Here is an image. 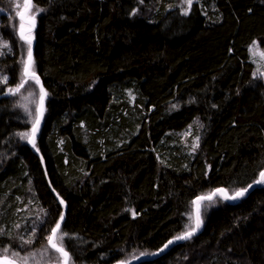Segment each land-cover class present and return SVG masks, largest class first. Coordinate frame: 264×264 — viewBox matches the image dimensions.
I'll return each mask as SVG.
<instances>
[{"label":"trees","instance_id":"obj_1","mask_svg":"<svg viewBox=\"0 0 264 264\" xmlns=\"http://www.w3.org/2000/svg\"><path fill=\"white\" fill-rule=\"evenodd\" d=\"M33 6L32 70L46 91L40 156L20 135L30 122L8 92L20 81L18 53H8L0 58V257L7 248L59 254L48 244L62 216L53 191L66 204L56 237L68 264H113L191 230L196 196L258 179L264 77L250 49H264V0ZM214 200L199 234L134 264H264V186L233 204Z\"/></svg>","mask_w":264,"mask_h":264},{"label":"rangeland","instance_id":"obj_2","mask_svg":"<svg viewBox=\"0 0 264 264\" xmlns=\"http://www.w3.org/2000/svg\"><path fill=\"white\" fill-rule=\"evenodd\" d=\"M25 6V0H0V58L8 53L17 52L19 59V71L20 81L13 90L18 89L15 92L18 98L19 107L23 116L30 122V127L24 132L25 142L28 141L31 128L38 116V109L40 107L41 93L39 87L34 78L24 76V66L28 55L29 43L21 41L18 37V31L21 27L27 25L18 18L19 12ZM28 16L36 19L37 11H34V6ZM9 32H12L15 36L14 40L8 39ZM29 36H33L30 33ZM7 45L5 47L4 45ZM250 60L255 65L258 73L264 77V49L260 47L258 43H255L251 47ZM0 66V78L5 81L7 77L1 72ZM22 80L24 81L23 86L21 85ZM8 90V89H7ZM9 92V90H8ZM12 94V93H11ZM27 109V110H25ZM217 202H204L200 206L201 218L205 221V214L211 210L212 207L216 206ZM41 215H38L40 219ZM56 243L59 245L60 240L56 237ZM9 249L7 248V251ZM5 252L1 255L5 259L13 261L17 264H62L63 259L59 254H55L48 246L36 252H26L25 250H14L13 252ZM149 256V255H144ZM26 258V259H25Z\"/></svg>","mask_w":264,"mask_h":264},{"label":"water","instance_id":"obj_3","mask_svg":"<svg viewBox=\"0 0 264 264\" xmlns=\"http://www.w3.org/2000/svg\"><path fill=\"white\" fill-rule=\"evenodd\" d=\"M32 4H33V0H30L29 5L26 6V4H25V6L22 8V10L18 14V18L27 25L26 27H21L19 29L18 35L21 38V33L23 32V35L26 37V39L23 40V41H25L27 43H29V41H30V44H31L30 68L28 70V73L25 74V66H24L23 74H24V76L34 78L37 81V84H38V87H39V90H40V93H41V100H40V107L38 109V116H37V118H36V120L34 122V124H35L37 119H38L39 120V125H38V128L36 129L35 132H33V126H32L31 133H30V136H29V139H28L29 147L37 155L40 156V153L38 152V150L35 148L34 145H35L36 137L39 134V131H40V128H41V125H42V122H43V118H44V115H45V110H46V106H45L46 91H45V88L43 87V84H42V81H41L40 77L38 76V74L36 72H34L32 70L33 50H34V46H35V39H34L33 36H29V34L32 33L34 31L35 27H36V20L34 18H31V17L28 16V13L30 12ZM27 63H29V55H27L25 64H27ZM41 89H43V92L41 91ZM259 179H260V174H259V177H258L257 180H259ZM249 185H252V187L249 188ZM249 185H247L245 188H242V189H247L245 194L243 196H241V197L236 198V199H226L225 196L226 195L227 196H233L236 192L240 191L241 189L235 191L234 193H229L225 188L219 187V188L214 189L213 191H211L207 195H198V196H196L194 198V200H193V202L195 201V203H193L194 226H193V228L191 230L183 233L182 235H185L187 233H191V236H190V238H191V237L199 234L200 231L202 230L203 223H202V219H201V216H200V206H201L202 202L211 201L212 199H214L217 196L220 199H222L224 201H227L230 204H233V203L238 202L240 199L246 197L253 189L263 187L264 183H255V181H254V182L250 183ZM217 189H222L223 192H217ZM53 194H54L55 198L57 199L58 203L62 207V217H63V219L60 218V220L58 221V223L60 224V228H61V225H62V223H63V221L65 219V215H66V204L55 191H53ZM201 197H204L205 199H199ZM207 197H211V199H207ZM197 222H199V225H200L199 228H196ZM59 229L57 230V233H58ZM193 229H196V230L193 232ZM57 233L54 236V243H56L55 242V237H56ZM51 235H53L52 231H51L50 236ZM182 235H180V236H182ZM177 237H179V236H177ZM177 237H174V238H171L170 240H168L160 249H158L156 252H154L153 254H151L149 256H144L143 255V256H140V257H137V258H133V259L128 260V261H118V262L113 263V264H134V263H136L137 261H140V260H145V259L146 260H152V259L156 258L157 256H159L160 254H162L163 252H165L171 245H174L176 243H180V242H183L184 240H186V239H176ZM187 239H189V238H187ZM169 241H172V243L169 244ZM48 244H49V241H48ZM56 245H57V247H61L57 243H56ZM166 245H167V247H166ZM49 246L52 249H54L55 251H57L56 248H53L50 244H49ZM63 250L65 252H67L65 249H63ZM58 253L61 255V257L63 259L62 264H68L69 263V254H68L67 258H65L61 254V252H58ZM0 264H17V263H15L13 261H10L8 259H5L4 257H0Z\"/></svg>","mask_w":264,"mask_h":264},{"label":"snow or ice","instance_id":"obj_4","mask_svg":"<svg viewBox=\"0 0 264 264\" xmlns=\"http://www.w3.org/2000/svg\"><path fill=\"white\" fill-rule=\"evenodd\" d=\"M187 2H188V4H189V6H191V4H192V0H187ZM29 3H30V0H25V4H26V6L29 5ZM37 11H39V10H37ZM185 14H186V13H185ZM22 18H23V17H22ZM21 39H22V40H25V39H26V37L23 35V32L21 33ZM4 46L7 47L6 44H5ZM250 51H251V49H250ZM28 55H29V63L25 64V74L28 73V70H29V68H30V58H31V44H30V41H29ZM6 80H7V78H5V82H6ZM23 83H24V81L22 80L20 86H23ZM9 91H10L12 94H15V92L18 91V89H16V90L10 89ZM41 91L43 92V89H41ZM25 110H27V109H25ZM38 125H39V120L37 119L36 123L33 125V132L36 131V129L38 128ZM20 135L22 136V138H23L24 136H26V134H20ZM255 183H264V171H262V172L260 173V179L257 180V181H255ZM250 187H252V185H249V188H250ZM246 191H247V189H241L240 191L236 192L233 196H227V195H226L225 198H226V199H236V198H238V197L243 196V195L245 194ZM217 192H223V190H222V189H217ZM199 199H205V198H204V197H201V198H199ZM207 199H211V197H207ZM193 203H195V201H194ZM61 219H63L62 216H61ZM199 226H200V225H199V222H197L196 228H199ZM59 228H60V224L57 223L56 227L52 229V233H53V235H51V236L48 237V241H49V244H50L53 248H56V250H57L58 252H61V254H62L65 258H67L68 253L65 252V251L63 250L62 247H57L56 243H54V236H55V234L57 233V230H58ZM195 230H196V229H193V232H194ZM190 236H191V233H187V234H185V235H182V236L177 237L176 239H187V238H190ZM60 239L62 240V239H63V236H61ZM171 243H172V241H169V244H171ZM166 247H167V245H166ZM4 251L6 252L7 249H5ZM25 259H26V258H25Z\"/></svg>","mask_w":264,"mask_h":264},{"label":"bare ground","instance_id":"obj_5","mask_svg":"<svg viewBox=\"0 0 264 264\" xmlns=\"http://www.w3.org/2000/svg\"><path fill=\"white\" fill-rule=\"evenodd\" d=\"M217 197V196H216Z\"/></svg>","mask_w":264,"mask_h":264}]
</instances>
